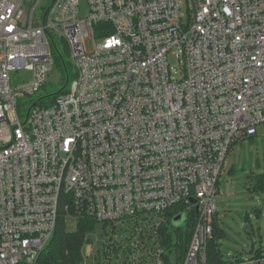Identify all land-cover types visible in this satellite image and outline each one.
<instances>
[{"label": "built area", "instance_id": "obj_1", "mask_svg": "<svg viewBox=\"0 0 264 264\" xmlns=\"http://www.w3.org/2000/svg\"><path fill=\"white\" fill-rule=\"evenodd\" d=\"M42 1L0 0V264H37L68 217L92 223L80 264H165L172 208L195 214L180 264H211L225 159L264 124V0ZM52 37L74 77L25 106Z\"/></svg>", "mask_w": 264, "mask_h": 264}, {"label": "rangeland", "instance_id": "obj_2", "mask_svg": "<svg viewBox=\"0 0 264 264\" xmlns=\"http://www.w3.org/2000/svg\"><path fill=\"white\" fill-rule=\"evenodd\" d=\"M47 1L43 0L42 4ZM184 9L183 4L182 14ZM87 13V0H79V16L84 17ZM57 46L66 64H69L71 58L68 49L61 43ZM84 46L90 51L91 39H87ZM173 70L177 72L178 65H174ZM63 76L59 61L53 65L41 91L31 99H22L20 102L28 106L39 97L59 91ZM263 169L264 124L257 126V134L254 137L240 140L231 147L218 178V194L214 198V203L217 206V222L222 229L218 248L223 259L252 257L256 252L264 254V193L252 191L256 178ZM67 221L66 229L70 232L74 231L76 227L74 219L68 217ZM92 239L95 240L94 237ZM97 247L96 245L93 247L94 252ZM176 261V255L172 253L170 262L175 264Z\"/></svg>", "mask_w": 264, "mask_h": 264}, {"label": "trees", "instance_id": "obj_3", "mask_svg": "<svg viewBox=\"0 0 264 264\" xmlns=\"http://www.w3.org/2000/svg\"><path fill=\"white\" fill-rule=\"evenodd\" d=\"M58 43H61L64 48H66L63 41L53 37L51 38L54 64H57L60 61L64 74L61 79L63 83L59 91L39 97L36 101H40V104L47 105V102H45L47 99L52 100L58 94L63 93L67 84L74 77V71L71 68L70 63L66 64L63 56L58 51ZM252 191L264 193V169L263 172L257 176L256 183L252 188ZM174 212L176 211L173 210V208L167 212V216H169V218L167 219L166 224L161 228L162 244L169 255L165 256V264H172L170 262V255L172 253H175L176 255L177 261L175 264H180L182 257L186 253V249L192 235L193 222L195 218L194 213L182 214V220L179 223H173ZM87 223L88 222L86 220L80 221L78 227L75 228L74 231L70 232L66 229L65 222L63 220L59 221L52 239L41 251L37 264H80L84 235L92 226V223ZM221 231L222 229L219 227L217 219L215 218L213 224V237L208 244V253L211 264H223L225 262L218 248V239Z\"/></svg>", "mask_w": 264, "mask_h": 264}, {"label": "water", "instance_id": "obj_4", "mask_svg": "<svg viewBox=\"0 0 264 264\" xmlns=\"http://www.w3.org/2000/svg\"><path fill=\"white\" fill-rule=\"evenodd\" d=\"M183 215H178L173 219V223H179L182 220Z\"/></svg>", "mask_w": 264, "mask_h": 264}]
</instances>
